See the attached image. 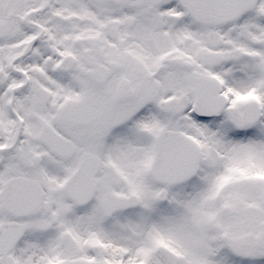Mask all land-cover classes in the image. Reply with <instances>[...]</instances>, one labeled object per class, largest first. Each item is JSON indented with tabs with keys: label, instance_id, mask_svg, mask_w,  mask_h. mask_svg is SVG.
<instances>
[{
	"label": "snow or ice",
	"instance_id": "6c2138e0",
	"mask_svg": "<svg viewBox=\"0 0 264 264\" xmlns=\"http://www.w3.org/2000/svg\"><path fill=\"white\" fill-rule=\"evenodd\" d=\"M0 264H264V0H0Z\"/></svg>",
	"mask_w": 264,
	"mask_h": 264
}]
</instances>
